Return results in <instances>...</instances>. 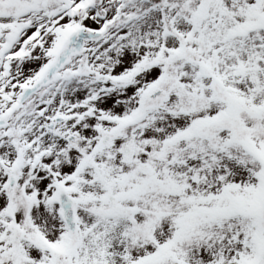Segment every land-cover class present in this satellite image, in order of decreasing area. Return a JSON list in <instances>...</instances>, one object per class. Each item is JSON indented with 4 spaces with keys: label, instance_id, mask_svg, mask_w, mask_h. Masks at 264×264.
<instances>
[{
    "label": "snow or ice",
    "instance_id": "1",
    "mask_svg": "<svg viewBox=\"0 0 264 264\" xmlns=\"http://www.w3.org/2000/svg\"><path fill=\"white\" fill-rule=\"evenodd\" d=\"M0 264H264V0H0Z\"/></svg>",
    "mask_w": 264,
    "mask_h": 264
}]
</instances>
